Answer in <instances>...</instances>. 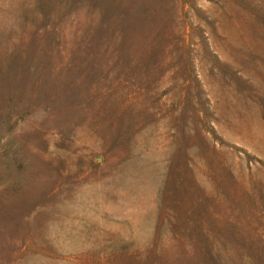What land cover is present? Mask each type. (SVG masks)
<instances>
[{
    "label": "rangeland",
    "instance_id": "obj_1",
    "mask_svg": "<svg viewBox=\"0 0 264 264\" xmlns=\"http://www.w3.org/2000/svg\"><path fill=\"white\" fill-rule=\"evenodd\" d=\"M0 264H264V0H0Z\"/></svg>",
    "mask_w": 264,
    "mask_h": 264
}]
</instances>
